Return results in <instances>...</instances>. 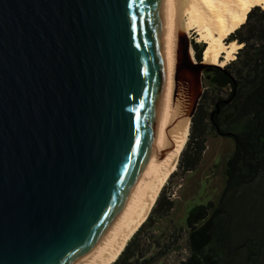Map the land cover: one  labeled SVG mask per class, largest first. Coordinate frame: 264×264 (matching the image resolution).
<instances>
[{
  "label": "water",
  "instance_id": "water-1",
  "mask_svg": "<svg viewBox=\"0 0 264 264\" xmlns=\"http://www.w3.org/2000/svg\"><path fill=\"white\" fill-rule=\"evenodd\" d=\"M165 36V0H0V264H86L126 222L167 108Z\"/></svg>",
  "mask_w": 264,
  "mask_h": 264
},
{
  "label": "trees",
  "instance_id": "trees-1",
  "mask_svg": "<svg viewBox=\"0 0 264 264\" xmlns=\"http://www.w3.org/2000/svg\"><path fill=\"white\" fill-rule=\"evenodd\" d=\"M241 48L224 67L206 66L207 88L192 116L176 172L195 171L206 137L231 138L224 187L216 201L189 200L178 222L174 201L160 191L146 220L112 264H264V10L253 8L226 40ZM202 62L204 44L193 43ZM168 185V184H167ZM190 206V207H189Z\"/></svg>",
  "mask_w": 264,
  "mask_h": 264
},
{
  "label": "bare ground",
  "instance_id": "bare-ground-1",
  "mask_svg": "<svg viewBox=\"0 0 264 264\" xmlns=\"http://www.w3.org/2000/svg\"><path fill=\"white\" fill-rule=\"evenodd\" d=\"M255 7L264 10V0H165L169 93L159 144L143 191L128 219L86 264H112L117 259L128 240L146 220L161 188L176 170L189 131L186 112L198 93L192 76L181 69L185 32L196 29L197 42L205 45L202 63L223 67L235 59L241 48L234 41L228 45L224 42L246 22L248 13ZM185 74L188 75L187 85L182 90L179 84Z\"/></svg>",
  "mask_w": 264,
  "mask_h": 264
},
{
  "label": "rangeland",
  "instance_id": "rangeland-1",
  "mask_svg": "<svg viewBox=\"0 0 264 264\" xmlns=\"http://www.w3.org/2000/svg\"><path fill=\"white\" fill-rule=\"evenodd\" d=\"M259 8L262 9L261 7ZM185 36L186 38L183 41L182 53H181V60H182L181 69L184 72H187V74H190L192 76L193 82L197 85L196 87L198 88L197 96H199V94L207 88V80L209 76L206 75L204 68H200V69L194 68L195 65L199 63L195 59L194 50L192 48L193 43H198L197 42L198 34L196 32V29L192 28L190 30H187L185 32ZM187 74L182 76V78L180 79L179 87H182L181 88L182 90L184 89V85H187L186 84V79H187L186 77L188 76ZM189 111L186 112L185 117H187V119L189 120V127H190V123L192 119L191 116L193 115H190V117L187 116ZM187 140H188V136L186 142ZM233 147H234V142L231 138L216 137L214 134L210 133V135L206 137V148L202 156V159L198 164L197 168L195 169V171L191 173L182 174L178 170V172L172 179L168 178L164 186L165 185L168 186L166 193L171 194L170 199L174 201V209L170 214V218L172 221L178 222V220H180L187 206L188 201L193 199V197H194L193 204H204L210 200L216 201L218 199V196L224 187V165L226 159L232 152ZM179 157L176 163V170H177ZM176 170L174 172H176ZM180 255L181 254H176V253L171 255L170 260H167L166 263L176 264V261L180 257Z\"/></svg>",
  "mask_w": 264,
  "mask_h": 264
}]
</instances>
